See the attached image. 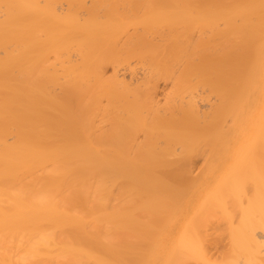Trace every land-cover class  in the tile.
<instances>
[{
	"label": "bare ground",
	"instance_id": "6f19581e",
	"mask_svg": "<svg viewBox=\"0 0 264 264\" xmlns=\"http://www.w3.org/2000/svg\"><path fill=\"white\" fill-rule=\"evenodd\" d=\"M0 264H264V0H0Z\"/></svg>",
	"mask_w": 264,
	"mask_h": 264
},
{
	"label": "rangeland",
	"instance_id": "374dc122",
	"mask_svg": "<svg viewBox=\"0 0 264 264\" xmlns=\"http://www.w3.org/2000/svg\"><path fill=\"white\" fill-rule=\"evenodd\" d=\"M109 71H110V69H109ZM141 74L143 75L142 72H140L139 75L142 76ZM159 79H160V80L157 81V86H158L157 88H159V89L156 88V91H157V92L159 91V93H160V92H163L162 94L166 95V93H169V91H168V92L166 91V92L164 93L163 90L166 89L168 83H170V80H169V81L166 80V81H168V82H166L165 80L163 81L162 78H159ZM164 82L167 84L166 86L164 85ZM169 85H170V87H169ZM169 85H168V87H167V88H169V89H166V90H171V89H170V88H171V83H170ZM159 93H158V95H159ZM160 94H161V93H160ZM158 97L160 98V96H158ZM158 97H157V98H158ZM162 97H163V96H162ZM161 99H162V98L159 99V103H161V102H160ZM163 101H164V100H162V102H163ZM161 104H162V103H161ZM161 104H160V105H161ZM103 123H104V122H103ZM103 123H102V125L105 124V123H104V124H103ZM140 135H141V134H140ZM141 136H142V135H141ZM139 137H140V136H139ZM140 138H141V137H140Z\"/></svg>",
	"mask_w": 264,
	"mask_h": 264
}]
</instances>
